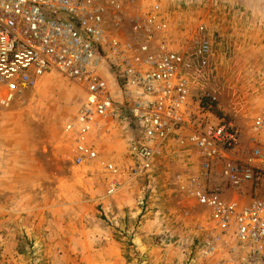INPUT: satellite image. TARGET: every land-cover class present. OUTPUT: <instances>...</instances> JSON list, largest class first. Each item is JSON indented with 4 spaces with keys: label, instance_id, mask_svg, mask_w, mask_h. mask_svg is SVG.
I'll return each instance as SVG.
<instances>
[{
    "label": "rangeland",
    "instance_id": "rangeland-1",
    "mask_svg": "<svg viewBox=\"0 0 264 264\" xmlns=\"http://www.w3.org/2000/svg\"><path fill=\"white\" fill-rule=\"evenodd\" d=\"M154 1L169 21L167 38L187 56L186 40L199 23L218 36L205 65L193 56L191 90L217 97L203 110L212 119L246 130L264 108V25L245 22L252 14L241 7L211 14L219 7L214 1L207 9L205 0H136L116 33L127 36L129 19ZM84 99L52 70L8 105L0 102V264H240L221 252L201 253L196 229L205 222L204 208L177 190L196 172L193 150L172 152L154 169L134 173V133L107 122L92 137L96 160L72 162L75 142L64 126ZM111 180L116 189L109 193Z\"/></svg>",
    "mask_w": 264,
    "mask_h": 264
},
{
    "label": "built area",
    "instance_id": "built-area-1",
    "mask_svg": "<svg viewBox=\"0 0 264 264\" xmlns=\"http://www.w3.org/2000/svg\"><path fill=\"white\" fill-rule=\"evenodd\" d=\"M136 0H0V102L55 70L85 99L64 126L73 137L72 162L96 160L93 135L107 122L130 127L134 173L154 169L168 154L193 150L199 164L177 190L204 208L201 253L221 252L240 264H264V108L246 130L212 119L217 97L194 95L193 56L205 65L217 35L199 23L186 40L190 55L167 38L161 3L141 7L116 33ZM111 16V19L110 17ZM125 16V15H124ZM108 78L110 81L106 79ZM105 170L115 172L112 164ZM116 182H109V193Z\"/></svg>",
    "mask_w": 264,
    "mask_h": 264
},
{
    "label": "crops",
    "instance_id": "crops-1",
    "mask_svg": "<svg viewBox=\"0 0 264 264\" xmlns=\"http://www.w3.org/2000/svg\"><path fill=\"white\" fill-rule=\"evenodd\" d=\"M205 1L206 2H204L205 3L204 8H207V9L209 8V5L212 3V1L219 3V7L217 9L212 7L215 11L212 12L211 14H214V13L220 14L222 12L224 13L228 7L235 8V9L241 7L245 13L248 12L254 15L255 17V18L251 17L252 16L251 15L249 21L247 18L243 19L245 22H247L248 24L254 23L258 25H264V0H205ZM219 17H222V16L219 15Z\"/></svg>",
    "mask_w": 264,
    "mask_h": 264
}]
</instances>
